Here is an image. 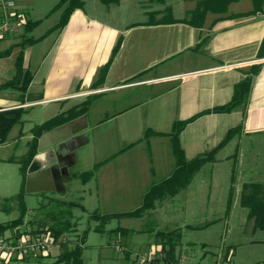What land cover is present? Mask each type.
<instances>
[{
    "label": "rangeland",
    "instance_id": "1",
    "mask_svg": "<svg viewBox=\"0 0 264 264\" xmlns=\"http://www.w3.org/2000/svg\"><path fill=\"white\" fill-rule=\"evenodd\" d=\"M57 1L19 0L18 8L25 10L29 19L40 20L29 32L30 36H40L57 22L59 12H50ZM95 1L96 5H92L93 0H87L84 8L87 14L102 17L124 15L130 20H138L142 8L159 3L158 0H120L107 5L100 0ZM171 1L178 3V0H167ZM191 2L192 0H186L184 3L190 6ZM231 8L247 10L252 9L253 5L250 0H239ZM252 16L257 25L264 21V12L253 13ZM57 35V32H52L26 49V53L33 52L31 64L39 68L37 77L45 72L49 73L53 54L47 53L58 44ZM11 42L12 40L1 42L0 51ZM16 51L14 48L10 55L0 56V83L13 76ZM2 92L13 94L12 88L3 89ZM45 92L44 79L36 78L31 99L42 98L46 96ZM127 94L96 96L86 103L91 107V113L87 127H80L83 122L76 126L82 135V143L75 150L76 162L71 171L80 173L89 170L97 161L105 159L131 140L141 136L143 140L104 164L87 183L72 179L64 184L63 191L25 192L27 217H31L33 209L45 201L47 194L63 200L80 201L86 210L75 207L73 214L78 232L89 229L82 253L86 264H136L140 256L152 254L155 257L159 252L154 249L159 247L156 231L176 227L182 228L176 264H264V229L254 228L253 221L248 219L246 209L239 201L243 182L264 180V133L241 134L246 140L240 150L234 151L229 144L219 154L221 157L225 153L235 152L236 156L206 163L186 188L157 206L150 214L112 218L101 231L94 229L99 221L90 218V212L134 210L140 205L151 181L168 176L175 165L171 141L167 135L144 136L149 126L171 130V121L174 119L142 117V112L139 111L146 105L144 101L138 103L139 107L133 115L109 117L113 110L132 102ZM14 97L16 101L21 100L18 94H14ZM68 103L32 105L22 115L26 122L24 135L17 140L0 143V199L16 195L23 185L24 175L19 163L8 158L22 153L25 143L32 137L30 128L34 123L44 121L57 113L61 104L65 108ZM218 117L219 120L207 118L192 127H215L216 136L235 125L238 120L237 114H222ZM18 127L19 125L12 129L9 137L18 133ZM148 140L158 170L155 176H151L149 172ZM244 146L249 148L244 149ZM240 155H244L242 159ZM12 205L10 210L0 209V223L19 216L17 202ZM116 227H123L128 231L112 232ZM59 251V247L53 244L46 253L34 254L27 259L12 258L1 264H64L57 262Z\"/></svg>",
    "mask_w": 264,
    "mask_h": 264
},
{
    "label": "crops",
    "instance_id": "2",
    "mask_svg": "<svg viewBox=\"0 0 264 264\" xmlns=\"http://www.w3.org/2000/svg\"><path fill=\"white\" fill-rule=\"evenodd\" d=\"M16 1L18 5L19 0ZM197 1L192 0L191 5L187 6L184 3L186 0H178L179 4L158 0L160 4L142 8L138 20H130L124 15L102 17L87 14L84 11L86 0L84 8L76 9L62 30L49 31L52 25L38 36L40 39L37 42L52 32H57L59 39L58 44L47 53L53 54L49 73L39 75L45 81L46 96L31 99L32 86L36 78H39L37 77L39 68L31 64L33 52L26 53L27 47L30 46L28 45L24 50L23 67L31 72L32 79L25 92L12 88L13 94H10L2 92L6 88L0 89V114L22 109L25 115L35 104L69 102L65 108L61 104L60 110H63L84 102L88 103L90 98L96 96L128 93L127 96L131 97L132 102L113 110L109 117L133 115L139 107L138 103L144 101L146 105L139 111L142 112L140 113L142 117L174 119L171 121L173 126L178 119L190 117L205 108L229 101L235 84L252 66L261 63V69L253 81L243 129L232 136L218 151L216 161L218 158L236 156L235 152L225 153L221 157L219 154L229 144L234 151L240 150L246 140L241 134L264 133V54L259 55L264 40V21L257 25L255 17H251L253 13L239 15L253 8L232 10L231 6L238 0L230 4L228 14L208 12L202 17H197L203 21L201 26L191 25L183 20L185 17L193 18L186 13L195 8ZM92 5H96L95 0ZM165 9L169 11L166 15L169 22L156 23L165 15ZM1 42L3 41H0V44ZM117 44L118 47L114 51ZM104 66V74H100ZM141 72L140 78L132 79ZM14 94L24 98V102L16 101ZM90 113L91 107L87 106L86 113L81 115L85 117L80 121L83 122L80 126L82 129L87 127ZM222 114H237L238 120L235 125L243 119V109L238 107L228 113L202 114L188 123L179 136L187 158L215 147L223 140L227 131L235 126L216 136L215 127H192L207 118L219 120L218 116ZM25 124L24 121L23 126L18 127V131L22 128L23 135ZM148 128L160 132L171 131L151 126ZM142 140V136L131 140L105 159L97 161L96 163H101L96 172L119 153L127 151ZM7 141L9 139L0 143ZM147 143L150 154L149 172L151 176H155L158 170L152 158L150 141ZM25 148L24 145L22 153ZM248 148L244 146V149ZM173 156L175 164L174 152ZM243 156L240 155V158ZM71 168L72 166L68 169L69 175L73 172ZM69 175L64 178V184L72 180L68 178ZM154 249L159 251L160 245Z\"/></svg>",
    "mask_w": 264,
    "mask_h": 264
},
{
    "label": "trees",
    "instance_id": "3",
    "mask_svg": "<svg viewBox=\"0 0 264 264\" xmlns=\"http://www.w3.org/2000/svg\"><path fill=\"white\" fill-rule=\"evenodd\" d=\"M100 1L107 5L119 2V0ZM236 1L238 0H198L195 8L186 13L187 16L192 15L193 18L185 17L183 21L191 25L201 26L203 21L198 20V16L202 17L208 12L224 15L228 14L230 4ZM250 1L253 4V9L248 12H241L239 15L264 12V0ZM85 3L86 0H58L50 12L58 11L59 18L49 31L62 30L68 23L71 14L76 9H83ZM17 13L23 14L25 20L22 22V26L17 32L9 33L1 39V41L12 40V42L0 51V56H8L14 48L17 49L14 59L15 72L10 79L0 84V89L11 87L18 91L25 92L32 79V74L29 70H26L23 67L24 50L28 45H31L40 39V37L29 35V32L40 23V20L29 19L26 12L19 8L17 9ZM164 13L165 15L156 21V23L169 22V19L166 16L169 14L168 9H165ZM117 47L118 44L115 45L114 51H116ZM263 54L264 40L259 50V55L262 56ZM261 66V63L255 64L245 73V76L235 84L233 95L229 101L205 108L190 117L176 120L169 132L155 131L150 128L146 129L144 136L158 134L170 137L172 149L176 157L174 167L165 178L151 182L142 197L140 205L134 210L106 213H100L97 211L90 212V218L99 221V224L96 225L94 229L101 231L112 218L141 217L145 214H150L157 206L161 205L164 201L174 198L182 189L186 188L195 174L200 171L206 163L215 162L218 151L232 138V136L241 132L243 129L253 81L255 76L258 75ZM104 71L105 66L101 68L100 74H104ZM141 76L142 72L135 75L132 79H137ZM21 101L24 102V98H21ZM238 107L243 109V119L227 131L225 137L220 143L192 158H187L185 156L179 136L188 123L192 122L202 114L228 113ZM86 111L87 104L84 102L81 105H75L60 110L44 121L34 123V125L31 126L30 131L32 132V137L26 142L25 151L20 155H13L8 158L11 161L19 163L24 175L21 191L14 196L0 199V209L10 210L13 206V202H17L20 210V214L17 218L0 223V234L6 232H11L15 235L22 233H48L53 239V244L57 245L60 250L57 262H63L64 264H86L82 253L89 229L86 228L82 232H78L77 221L73 214V209L75 207H80L84 211L86 210V207L80 201L63 200L47 194L45 195V201L41 202L33 209V213L30 215L31 217H27L28 208L24 200L25 179L29 163L33 156L39 151L38 142L40 135L57 125L85 114ZM23 112L22 109H17L5 114H0V142H4L8 139L17 140L23 135L21 128L18 133L9 137L14 126H23ZM100 163L101 162H98L91 169L80 173L72 172L68 178L80 179L85 183L94 176ZM239 201L240 205L246 209L248 219L253 221L254 228L264 229V180H247L243 182ZM21 226L23 227L21 228ZM111 231L115 233H127L128 229L116 227ZM155 236L160 245V250L158 254L151 259L150 264H176L178 262L177 247L182 238V228L176 227L172 229L157 230ZM29 257L30 256L23 259Z\"/></svg>",
    "mask_w": 264,
    "mask_h": 264
},
{
    "label": "water",
    "instance_id": "4",
    "mask_svg": "<svg viewBox=\"0 0 264 264\" xmlns=\"http://www.w3.org/2000/svg\"><path fill=\"white\" fill-rule=\"evenodd\" d=\"M85 117H76L43 132L38 152L30 161L25 192L63 191L64 178L74 164L75 150L82 143L76 125Z\"/></svg>",
    "mask_w": 264,
    "mask_h": 264
},
{
    "label": "built area",
    "instance_id": "5",
    "mask_svg": "<svg viewBox=\"0 0 264 264\" xmlns=\"http://www.w3.org/2000/svg\"><path fill=\"white\" fill-rule=\"evenodd\" d=\"M17 9L16 0H0V41L5 35L15 33L21 28L25 17L18 14ZM52 246L53 239L48 233L0 234V264L12 258L23 259L46 253ZM153 257L152 254L140 256L136 264H150Z\"/></svg>",
    "mask_w": 264,
    "mask_h": 264
},
{
    "label": "flooded vegetation",
    "instance_id": "6",
    "mask_svg": "<svg viewBox=\"0 0 264 264\" xmlns=\"http://www.w3.org/2000/svg\"><path fill=\"white\" fill-rule=\"evenodd\" d=\"M80 138L82 139V135L80 136Z\"/></svg>",
    "mask_w": 264,
    "mask_h": 264
}]
</instances>
